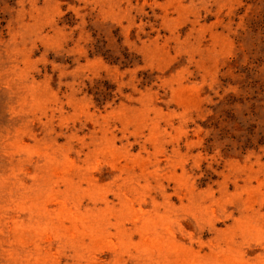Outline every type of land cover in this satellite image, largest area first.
Listing matches in <instances>:
<instances>
[{"label": "rangeland", "instance_id": "374dc122", "mask_svg": "<svg viewBox=\"0 0 264 264\" xmlns=\"http://www.w3.org/2000/svg\"><path fill=\"white\" fill-rule=\"evenodd\" d=\"M0 264H264V0H0Z\"/></svg>", "mask_w": 264, "mask_h": 264}, {"label": "trees", "instance_id": "16d2710c", "mask_svg": "<svg viewBox=\"0 0 264 264\" xmlns=\"http://www.w3.org/2000/svg\"><path fill=\"white\" fill-rule=\"evenodd\" d=\"M99 46H97V49H98Z\"/></svg>", "mask_w": 264, "mask_h": 264}]
</instances>
